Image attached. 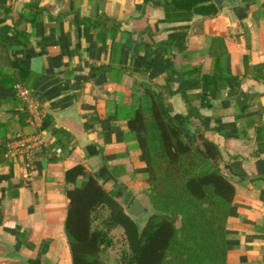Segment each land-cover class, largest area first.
I'll list each match as a JSON object with an SVG mask.
<instances>
[{
    "label": "crops",
    "instance_id": "0c3cea01",
    "mask_svg": "<svg viewBox=\"0 0 264 264\" xmlns=\"http://www.w3.org/2000/svg\"><path fill=\"white\" fill-rule=\"evenodd\" d=\"M202 1L0 0V264H73L65 175L77 165L80 185L94 176L124 208L150 202L129 128L150 83L173 91L190 143L201 134L222 152L236 188L226 264H264V0ZM18 87L34 105L24 124ZM78 105L67 121L47 112Z\"/></svg>",
    "mask_w": 264,
    "mask_h": 264
},
{
    "label": "trees",
    "instance_id": "16d2710c",
    "mask_svg": "<svg viewBox=\"0 0 264 264\" xmlns=\"http://www.w3.org/2000/svg\"><path fill=\"white\" fill-rule=\"evenodd\" d=\"M209 14H216L213 4ZM142 89L129 128L146 163L155 214L138 226L97 178L91 175L85 185L79 184L88 175L84 165L69 169L65 180L74 188L66 190L71 200L66 232L73 264H112L105 253L114 243L112 231L118 228L129 248L120 264H226V227L236 188L222 171V152L201 134L196 144L189 142L187 123L172 116L169 87L150 83ZM18 98L24 124L30 118L29 103ZM101 209L106 215L97 223Z\"/></svg>",
    "mask_w": 264,
    "mask_h": 264
},
{
    "label": "water",
    "instance_id": "95a60500",
    "mask_svg": "<svg viewBox=\"0 0 264 264\" xmlns=\"http://www.w3.org/2000/svg\"><path fill=\"white\" fill-rule=\"evenodd\" d=\"M217 8L221 11L223 8L231 7L233 4L231 0H213ZM80 106H73L67 110L61 112H53L48 110L47 112L57 120H70L78 115ZM102 164V157L95 156L90 158L86 165L90 168H98ZM71 201V200H70ZM155 211L152 208L146 206L140 198H137L132 206L129 208L127 215L134 219L138 226L141 225L143 221H146L150 216L154 215ZM8 248L0 243V254L6 253Z\"/></svg>",
    "mask_w": 264,
    "mask_h": 264
},
{
    "label": "rangeland",
    "instance_id": "374dc122",
    "mask_svg": "<svg viewBox=\"0 0 264 264\" xmlns=\"http://www.w3.org/2000/svg\"><path fill=\"white\" fill-rule=\"evenodd\" d=\"M144 195L146 196L147 194L144 193ZM146 205L149 208H152L149 201L146 202ZM125 210L128 211V208L125 207ZM105 215H106L105 210L103 209L99 210L98 213L96 214V222L99 223ZM144 222H142L141 224L142 227L145 224ZM111 236L113 238L114 243L113 246L105 253V259L109 263L120 264L129 252L127 240L124 231L121 228L113 230Z\"/></svg>",
    "mask_w": 264,
    "mask_h": 264
},
{
    "label": "built area",
    "instance_id": "2783aa9c",
    "mask_svg": "<svg viewBox=\"0 0 264 264\" xmlns=\"http://www.w3.org/2000/svg\"><path fill=\"white\" fill-rule=\"evenodd\" d=\"M17 91H18V96H20L26 102H28V103L31 102L32 103L33 99H31V92L28 89L23 88V87H18ZM32 107H34V105H32V104L29 105V109H31ZM58 153H61V150H58ZM27 165H28V168L30 170H33L34 165H33V163L31 161H29Z\"/></svg>",
    "mask_w": 264,
    "mask_h": 264
}]
</instances>
